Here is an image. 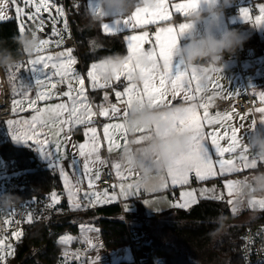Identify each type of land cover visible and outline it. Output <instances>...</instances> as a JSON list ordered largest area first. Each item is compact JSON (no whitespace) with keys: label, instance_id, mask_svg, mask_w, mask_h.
<instances>
[{"label":"crops","instance_id":"obj_1","mask_svg":"<svg viewBox=\"0 0 264 264\" xmlns=\"http://www.w3.org/2000/svg\"><path fill=\"white\" fill-rule=\"evenodd\" d=\"M253 1H255L256 8L258 10L257 13H252L253 7L250 6V4ZM161 2H163L164 7L167 9V19H155V22L144 23L141 25H136L135 27L125 26L123 23H121V25H116V20L105 22L108 23L110 27H117L119 29V31H116L114 34H122L127 48L125 53L127 57H129L130 53L128 49L129 41L126 39V37L132 35H142L144 32H147L149 35L150 32H153V39H149L147 36L144 42H142L141 47L144 51L155 50L158 52L159 47L155 40V36L159 29L172 27L178 30L179 24L183 22L184 17L189 12H177L174 7L175 4L186 3L187 0H158L159 4ZM87 5L90 8L92 5V0H87ZM261 5H264V0H233L230 8H248L250 16L254 21L255 16L260 14L259 7ZM0 14H2L4 17L2 20H0V22L13 19L15 17L17 18L14 12L12 0H0ZM126 18L127 17H124L121 20L123 21V19ZM146 19L151 20L152 18L146 17ZM244 22L245 21L241 18L240 13L236 14L232 11L229 13V15H224L222 22L217 26L218 34L222 33L226 28H234L238 29L243 35L247 37L243 47L238 49L241 52L240 57L237 56L236 53L234 55H226L224 57L223 67L221 68L218 66L210 73V79L207 81V84L203 86V91H196L197 84L199 83L201 85L200 80L192 81L191 88L193 90L192 94L195 96L194 100H186L184 92H181L175 97H173L169 92L164 97L165 103L169 104V106L182 104L184 107H186L192 103L197 105L206 104L208 106L207 110L210 118H215L217 114H219L220 117L230 116V119L222 120L219 124L208 125L205 123L204 125L205 133L217 131L221 134V136L224 137L222 140H220L221 147H227L230 143L229 137L231 135L232 128L237 129L238 140L242 147L244 146L245 137H247L249 134V130L253 128L254 122L255 127L264 129V122H260L261 120H264V113L258 111V109L264 108V104L262 106L255 107L254 109H240L234 105L235 100L241 95L250 93L253 99L258 101L260 100L261 93H264V26L257 27L254 23L247 22L248 25L245 27H234L236 24H241ZM105 23L99 24V29L105 35H113L104 31L103 24ZM133 24H135L134 21ZM95 36H93L91 40L93 46H97L99 44L98 40L96 39L97 36ZM186 40L187 35L184 33L179 37L178 44H183L186 42ZM249 43H253V45L251 48L246 49ZM66 50L67 48L62 46V48L57 51L48 49L44 50L43 52H38L37 56H44L47 53L55 52L53 55V63L59 64L61 61L67 59V56L60 55L61 53H67ZM37 56H35V58H37ZM78 56L79 57L75 59L71 54L72 59L76 61V63L71 66V72L75 76H78L80 79L84 80V90L85 95L87 96V102L90 104L95 115L91 116V123L75 124L73 122L63 126L57 125V127H62V131H60L58 134H53V132L49 131L47 128L42 130L43 135H41L40 139L47 137L48 144L45 147L47 151L53 153L51 160L43 156L37 150L38 146L35 143V139L28 140L27 142L14 140L12 138L13 135H23L26 130V126L23 124L9 125L8 121H30L35 112L33 108L29 107L28 102L29 100H36V95L38 92H51L52 98L45 101L37 100L35 105L37 108H43L56 103H68L69 106H71V101L67 97L63 96V93L68 91L70 77L62 78L59 75H55L54 73L56 70L52 67L49 69L50 75L46 76L41 71L43 66L42 64L36 65L34 69L32 66H30L29 58H27L28 60L25 59L18 66L12 68V71L14 72L13 74L17 79V95L19 94L18 103L14 101V90L9 83V92L11 95L10 99L9 93L8 98H6L4 97L5 93L3 94V91L1 92L0 97L1 109H5L8 105V99L10 100L7 110L9 115L5 116V119H3L4 125L6 127V133L10 140L17 146L33 147L36 150L39 159L42 162L55 167L59 174L60 167L64 168V171L67 173L68 177V187H70L75 193L73 200L70 201L68 198V189L65 187V179L60 174L64 187V193L66 195V208L68 210L78 212L118 203L122 208V217L127 218L128 213H134L138 209L142 208V210H144L149 215L147 221L151 228L150 235L155 240L158 237L154 234V228L156 226L162 225L161 223L166 225L165 222H168L170 219L176 220L178 215L177 210L190 209L202 199H214L213 197H221L220 199L214 200H223L227 202L231 214L236 216L237 221L241 223L250 224L260 216L261 212L264 210L260 209L258 204H250V201L253 199H264V196H254L243 206L237 207L234 204V192L232 195L228 194V189L226 187L227 183L229 181H236L237 177L245 176L252 170L250 168H243L239 160L240 149L238 148L235 152L225 153L223 157H218L215 154L214 149L211 147L210 139L206 143L209 146L210 153L213 156L214 168L216 172L214 176H210L204 180H198L195 177V174L192 176L190 173L188 184L173 186L166 171L162 176L157 178V186L152 190H146L141 185H139L138 190L135 186L131 190L132 192H135V195H129L127 198L120 195L121 184L127 186V184L132 183L135 185L136 181H138L137 173L126 170L121 166L119 169L115 167V165L118 164L116 157L121 146L127 143L128 134L125 136L122 130L110 129V133L113 134L114 143L111 146V150H109V144L104 138L103 129L106 124L123 122V112L127 107L125 103L127 96L117 98L115 95L116 91L124 92L125 88L134 87V90L142 92L143 81L147 77L141 74L140 68L150 70L152 66H140V68H137L132 62L129 66L130 71L123 70L118 73L119 80H117L115 76L113 79L107 82H105L97 73L98 80L96 82V87L93 88V81L87 76V73L88 71L92 70V66L96 65V61H98L100 58L93 59L88 64H84V62L81 60L79 52ZM24 61L27 63L24 64ZM162 63L163 62L160 61L161 65ZM178 66L180 70L183 69V67L179 65L175 59H173V73L178 70ZM249 68H252V70H249ZM24 70L28 71V75L23 73ZM190 71L191 70L189 69V74ZM2 72L3 74L5 73L8 80V70L2 69ZM27 76L29 80L24 79V77L27 78ZM38 78L44 81V83L40 86L36 85L35 83L36 79ZM4 81L5 80L3 78V82ZM71 83L74 89L72 95L76 96V90H78L80 86L74 79L71 80ZM154 83L159 86L158 77ZM101 84H104L105 86L100 87ZM53 85H55V87H53ZM105 96L108 97L107 100H105ZM112 105H115L120 109V111L113 113L111 111ZM101 106L108 109L109 115L107 117L99 115ZM203 113L204 108L198 107L197 114L202 117ZM67 118L68 114L65 113L62 119ZM258 122H260L259 125H257ZM89 127H95L97 129L96 143L98 145V150L97 152L93 153L89 159L90 171L85 172V158L79 156L78 145L80 143L90 142L91 134L89 133L88 136L85 135L87 128ZM76 129L81 131V138H77L75 134ZM225 133H227V136H225ZM57 141L61 143L60 152H57L55 148ZM116 145H119V147H116ZM245 155L248 156V162L250 163V156L248 153H245ZM97 156L99 157V160H96ZM218 159H233L236 163V167L240 168L241 170L233 172H221L218 163H215V161ZM73 161H75V163H73ZM57 164L59 167L56 166ZM106 165L111 167L118 181L117 190L112 192L107 191L109 196H115V199L108 201L105 198H102L99 202H97L95 197H92L91 199L86 198L85 193L104 192L97 187V184L100 180L103 168ZM261 166L264 167V165ZM161 178H164L166 181V187L161 188L159 186ZM89 180L92 182V188H89ZM193 190L196 193V199L198 201L197 203L191 204L185 208L176 206V203H183L181 200L182 192ZM202 191L203 195H201ZM174 193L178 195L177 199L172 198ZM60 199L61 198L58 197V202ZM229 200L232 201V204L228 203ZM58 202H55V204ZM76 203L80 204L79 208L75 207ZM233 208L236 209L235 212L233 211ZM70 233L72 240L69 244H65L70 245L74 241H76L77 244L75 247L67 248V260L76 262L77 264H135V251L130 243L114 247H107L101 231L92 224L84 225L81 233L79 234L73 232Z\"/></svg>","mask_w":264,"mask_h":264},{"label":"snow or ice","instance_id":"obj_2","mask_svg":"<svg viewBox=\"0 0 264 264\" xmlns=\"http://www.w3.org/2000/svg\"><path fill=\"white\" fill-rule=\"evenodd\" d=\"M25 6L32 5L34 6V12L27 13V18L29 20L35 19L39 17L41 11H50L52 5L49 3V0H23ZM200 3V0H187L186 3H178L175 4L174 7L177 12H185L196 8ZM56 11L63 15V11L59 8ZM17 16L19 17L23 12V8L17 7L16 9ZM259 15H256L254 21L250 16V12L248 8L240 9L241 18L245 22H252L257 27L264 26V5L259 7ZM146 17H151L152 19H146ZM4 17L0 14V20ZM167 9L164 7L163 2L159 4L158 7L154 9L149 8H137L136 11L126 19H117L115 21L116 25H121L123 23L125 26H133L141 25L144 23L155 22V19H167ZM133 21L135 24H133ZM188 25L184 23H180L178 30L167 27V28H160L159 31L156 33L155 40L158 44L159 50L156 52L153 51H144L141 47L142 42L148 36L147 32H144L142 35H132L126 37L129 41L128 49H129V57L128 62L124 66L125 71H130V64L133 62L135 57L140 55H146L152 62L151 69H143L140 68L139 65H135V67L140 68L141 74L146 76L147 78L143 81V91L138 92L134 90V87H128L124 89V92L116 91L115 95L117 98H121L122 96H127V100L125 101L127 107L123 112V122L122 123H115V124H106L103 129L104 138L108 141L109 150H111V146L114 143L113 134L110 133V129L113 130H122L123 134L126 136L127 131L125 127V121L129 114V110L131 109L134 103H137L141 106L147 104L149 107L152 108H160L165 105L164 97L170 92L173 97L179 95L181 92H184L186 100H194L195 96L192 94L191 84L192 81L200 80L198 73L200 71H204L203 69L193 68L189 69L183 68L182 70L179 69L173 73V53L174 49L176 48L179 37L183 35L187 29ZM103 29L106 33L114 34L116 31H119L117 27H110L108 23L103 24ZM25 31L24 25L21 24L20 26V33ZM49 43L47 39L41 40V47L38 52L43 51L44 47ZM61 56H67V59L61 61L59 64L52 63L51 67L56 70L54 73L55 75H59L62 78L70 77L68 83V91L63 93V96L67 97L71 101V106L68 103H56L51 104L43 108L35 107L36 101L41 100H49L52 98L51 92H38L36 95V100H29L28 104L29 107L34 109L35 114L31 117V120L28 121H14L9 120V125H17L23 124L26 126V130L23 135H13V139L16 141H24L27 142L28 140L35 139V143L38 146L37 150L46 158H52L53 153L46 150V145L48 144L47 137L44 139H40L41 135H43L42 130L47 128L49 131L53 132V134H58L62 131V127H57V125L63 126L66 124H86L91 123V116L95 115L92 111L90 104L87 102V96L85 95L84 90V80L80 79L78 76H75L71 72V66L76 63L74 59L71 57V49L67 51V53H61ZM54 58L52 56H38L36 59L32 60L30 63L32 67L35 69L36 65L42 64L43 68L41 71L43 72L44 69L49 68V61H52ZM162 61V65L160 64ZM87 76L93 81V88L96 87V82L98 80L96 65L92 66V70L88 71ZM159 79V86H157L154 81ZM74 79L79 84V89L76 90V96H73V85L71 80ZM116 79L119 80V74L116 75ZM36 85L40 86L44 83V81L40 78L36 79ZM104 84H101L100 87H104ZM55 87V85H53ZM203 86L199 83L197 84L196 91L200 92L203 91ZM27 95V94H25ZM108 97L105 96V100ZM260 100L264 102V93H261ZM22 103V102H21ZM203 107L204 113L203 116H199L197 114V108ZM206 104L197 105L195 103L189 104L188 106L184 107L183 113L179 116H176L175 123L173 126L172 131H181V130H188L193 135V143L189 150L186 153H182L178 157L173 159L172 164L170 165L169 169L167 170V175L171 179V184L173 186L176 185H184L189 183V174L195 173V177L198 180H204L209 178L210 176H214L216 174L214 168V161L213 156L210 153V148L207 145V141L210 139L211 147L214 149L215 154L218 157H223L225 153L235 152L238 148L240 149V157L239 160L244 169L255 167L256 164L253 161L251 164L248 162L249 158L245 153H247V148L242 147L238 140V133L237 129L232 128L231 135L229 137L230 143L227 147H221L220 140L224 137L217 131H212L205 133L204 125L207 123L208 125L212 124H219L222 120L230 119V116L220 117L219 114L215 118H210L209 113L207 110ZM111 111L113 113L119 112L120 109L117 108L115 105L111 106ZM259 112L264 113V108L258 109ZM68 114L67 119H62L64 114ZM100 116L107 117L109 115L108 109L104 108L103 106L100 107L99 111ZM260 122H264L261 120ZM255 127V122L253 123V128ZM90 136V142L80 143L78 145L79 148V156L85 158L84 163V170L85 172H89V159L93 153L97 152L98 145L96 143L97 140V129L95 127L87 128L85 133L86 136L88 134ZM227 136V133H225ZM141 140H137L136 143H141ZM119 147V145H116ZM55 148L57 152H60L61 143L59 141L56 142ZM63 158V157H62ZM96 160H99V157H96ZM75 163V161H73ZM218 163L219 169L221 172L224 171H240V168L236 167V163L233 159H218L215 161ZM56 166L59 167L57 164ZM115 167L117 169L120 168L119 164H116ZM60 174L65 179V187L68 189V198L70 201L73 200L75 193L72 191L70 187H68V177L67 173L64 171L63 167H60ZM119 174V173H118ZM236 181H229L226 185L228 189V194L232 195L236 188ZM139 181H136L135 185L132 183L120 185V195L127 198L129 195H135V192L131 190L134 186L137 188L139 187ZM161 188L166 187V181L164 178H161L160 185ZM92 182L89 180V188H92ZM206 191V190H204ZM203 195V191L201 192ZM85 197L91 199L92 197L96 198V201L99 202L102 198H105L108 201L115 199V196H109L107 191L103 193L100 192H91L85 193ZM214 199H220L221 197H213ZM181 200L183 203H180L176 206L180 208H185L191 204L197 203L196 193L195 191H185L181 193ZM53 201L58 202V197L55 193H53ZM229 204H232V201H228ZM250 204L256 205L258 204L260 209L264 210V199L260 200H251ZM76 208L80 207L79 203L75 204ZM235 212L236 209L233 208ZM17 238L20 237L21 233L17 232L14 234ZM70 236H64L60 238V242L63 243H70L71 242ZM11 248V245L8 246ZM4 242L0 240V261H4L6 257V253H4Z\"/></svg>","mask_w":264,"mask_h":264},{"label":"trees","instance_id":"obj_3","mask_svg":"<svg viewBox=\"0 0 264 264\" xmlns=\"http://www.w3.org/2000/svg\"><path fill=\"white\" fill-rule=\"evenodd\" d=\"M77 1L79 10L72 12L70 24L80 40L77 51L84 64L114 53L125 55L127 48L122 34L105 35L98 24L95 26L99 43L97 46H93L92 37L82 34L87 24L83 16L89 7L87 0ZM19 33L20 26L16 17L0 22V41L6 47L15 50L16 45L11 37ZM3 86L7 91L5 81ZM1 123L5 138L1 139L0 136V152L6 170L23 171L27 179L26 187L20 195L28 198H53L55 193L61 199L55 205L50 204L48 210V214L59 218L34 226L13 254H9L0 264H77L66 257L67 248L75 247L77 242L66 245L60 242V237L65 232L79 234L86 224H92L101 231L107 247L128 244L131 242L130 228H145L147 233L143 238L146 246L153 250L152 264L156 263L154 260L157 257L164 264H243L241 239L244 230L251 225L264 224V211L254 222L245 224L238 222L237 217L231 214L227 202L202 199L190 209L177 210L176 223L164 225L176 236V240L173 243H160L151 237L147 221L149 215L142 208L128 213L127 218L122 217V208L118 203L84 211H70L66 208V195L58 170L42 162L33 147L15 145L6 133L4 121ZM75 134L81 138L79 129H76ZM221 216L225 218L224 226L215 235H210L218 228L217 218Z\"/></svg>","mask_w":264,"mask_h":264},{"label":"clouds","instance_id":"obj_4","mask_svg":"<svg viewBox=\"0 0 264 264\" xmlns=\"http://www.w3.org/2000/svg\"><path fill=\"white\" fill-rule=\"evenodd\" d=\"M233 0H200L199 5L190 10L182 23L189 27L185 34L187 40L177 44L173 59L187 69H203L198 73L202 86L207 84L210 73L216 67H223L224 57L234 55L242 48L247 37L238 29L226 28L217 33L225 9L231 7ZM158 0H92V5L84 13L86 27L131 16L137 8L154 9ZM15 50L6 47L0 41V69H12L23 60L34 57L41 47V38L35 32H23L11 37ZM128 57L114 53L96 61V71L107 82L124 70ZM141 67L152 66L146 55L133 60ZM184 105H165L152 108L147 104L134 103L125 121L127 143L123 144L116 157L117 163L124 169L138 174L140 185L146 190L155 188L156 180L170 167L175 157L186 153L193 143V135L188 130L172 131L175 117L183 113ZM260 122L257 123L259 125ZM142 142L137 144V140ZM244 147L250 156V164L256 166L247 175L237 177L234 191V204L243 206L254 196H264V129L254 127L245 137ZM17 197L11 193L0 194V213L14 207ZM225 218H217L218 228L215 235L224 226Z\"/></svg>","mask_w":264,"mask_h":264},{"label":"built area","instance_id":"obj_5","mask_svg":"<svg viewBox=\"0 0 264 264\" xmlns=\"http://www.w3.org/2000/svg\"><path fill=\"white\" fill-rule=\"evenodd\" d=\"M64 2L67 3L66 16L70 19L72 12L79 10V2L77 0H70L69 2L64 0ZM250 6L253 7L252 13L258 12L255 1L251 2ZM232 11L239 14L240 7L234 9L230 7L226 8L225 15H229ZM247 25L248 23L244 22L241 24L238 23L234 27L241 28ZM69 31V34L64 35V46L78 50L80 40L74 34L70 22ZM148 37L149 39H153L154 33L150 32ZM252 45L253 43H249L246 49L251 48ZM236 54L240 57V50H237ZM252 68H249V70H252ZM263 104L264 102L261 100L255 101L250 93L239 96L234 102V105L240 109H254ZM7 115H9V112L4 113V117ZM194 174L195 173H191L192 176H194ZM26 180L24 172L18 171L10 179L0 184V194L11 193L17 197L14 207L5 213H0V240L4 242V253H10L16 250L24 241L28 232L38 223L51 222L59 218V216L48 214L50 201L47 197L28 198L24 195H20V192L26 187ZM117 183L118 181L115 173L109 165H106L103 168L97 187L101 191L112 192L118 189ZM172 198L177 199L178 195L174 193ZM17 232L21 233L19 238L14 235ZM146 233V229L139 226H134L129 229L131 245L135 251V264H152L151 261L154 257L153 250L146 246V242L143 238ZM9 245H11V248L8 247ZM241 250L243 264H264L263 223L248 226L244 230L241 240ZM154 261H156L155 264H164V261L158 257Z\"/></svg>","mask_w":264,"mask_h":264},{"label":"rangeland","instance_id":"obj_6","mask_svg":"<svg viewBox=\"0 0 264 264\" xmlns=\"http://www.w3.org/2000/svg\"><path fill=\"white\" fill-rule=\"evenodd\" d=\"M12 2H13V5H14V12H15L16 16H17V12H16L17 7L24 9V12L19 17L17 16L18 21H19V26H21V24L24 25V29H25L24 32H35V33H37L40 36L41 40L47 39L49 41V43L44 47L43 51L44 50H48V49L57 51L60 48H62V46L64 47V45H65L64 35L70 33V31H69V19L66 16V5H67L66 2L61 3L58 0H49V3L52 5L50 11H47V12L41 11V13L39 14V17L35 18V19H32V20H29L27 18V13L34 12V6L29 5V6L26 7L24 2H23V0H12ZM57 8H59V9H61L63 11V15H60L56 11ZM32 25H34L33 28L31 27ZM48 28H50V31H48ZM66 48H67L66 51L71 49V54L73 55V57L75 59H77L79 57L78 56V51L76 49L70 48V47L69 48L66 47ZM43 51H41V52H43ZM54 53L55 52L47 53L44 56L45 57H47V56H52L53 57ZM34 59H36L35 56L29 58L30 66H32L30 62L32 60H34ZM23 63L26 64L27 62L24 61ZM52 63H53V60L51 62H49V68L43 70V73L46 76L50 75L49 69H50ZM42 68H43V66H42ZM7 70H8V73H7L8 80H7V76L5 75V73L3 74V72L0 71L1 89L3 91V94L5 93L4 97L8 98V93H9V99H10V96H11L10 92H9V89H10L9 88V84H10L13 87V90H14V92H13L14 101L16 103H18L19 94L17 95V92H18L17 91L18 90L17 79H16L15 75L13 74L14 73L12 71L13 69H7ZM23 73L28 75V71L27 70H24ZM1 74H2V77L5 80L8 92L3 89V81H2V78H1ZM31 78H32V76H31ZM24 79L25 80H29L28 76H27V78L24 77ZM45 83H46V81H45ZM9 99H8V105H9V101H10ZM8 105L6 106L5 109H1V107H0V136H1V139L5 138V135H4L5 134L4 133L5 130H4L3 124L1 122L3 121V119H5L4 113L7 112ZM3 106L5 107L4 104H3ZM16 172L17 171L8 172L6 170L5 162H4L3 156L1 155V152H0V184L3 181H6V180L10 179L14 174H16ZM48 198H49L50 204L51 205H55V202L53 201V198H50V197H48ZM176 205H178V203H176ZM174 223H176V220H173V219H170L168 222H165V224H169V225L174 224ZM161 224L162 225L156 226L154 228V234L158 236L156 240L158 242H160V243H165V242L173 243L174 240H176V236L168 228H165L163 226L164 225L163 223H161ZM70 235H71L70 232H66V233L62 234L61 237L70 236ZM61 243H63V242H61ZM13 252L14 251H12L10 253H6L5 260L9 256V254H13ZM4 261H0V262H4Z\"/></svg>","mask_w":264,"mask_h":264},{"label":"water","instance_id":"obj_7","mask_svg":"<svg viewBox=\"0 0 264 264\" xmlns=\"http://www.w3.org/2000/svg\"><path fill=\"white\" fill-rule=\"evenodd\" d=\"M61 3H64V0H58ZM34 25H32L31 27L33 28ZM48 31H50V28H48ZM82 34L86 37H93L97 34V29L96 27L93 29H89L88 27H85L82 31Z\"/></svg>","mask_w":264,"mask_h":264},{"label":"bare ground","instance_id":"obj_8","mask_svg":"<svg viewBox=\"0 0 264 264\" xmlns=\"http://www.w3.org/2000/svg\"><path fill=\"white\" fill-rule=\"evenodd\" d=\"M74 31V30H73ZM86 37V36H85ZM1 91H2V89H1V79H0V94H1ZM252 226V225H251ZM242 240V239H241ZM130 244H131V242H130Z\"/></svg>","mask_w":264,"mask_h":264}]
</instances>
